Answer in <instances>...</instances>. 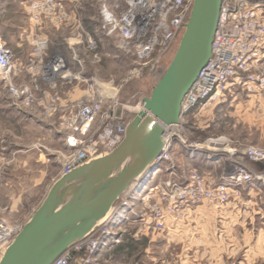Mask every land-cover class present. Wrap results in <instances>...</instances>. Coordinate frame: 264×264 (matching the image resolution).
I'll use <instances>...</instances> for the list:
<instances>
[{
  "label": "built area",
  "instance_id": "obj_1",
  "mask_svg": "<svg viewBox=\"0 0 264 264\" xmlns=\"http://www.w3.org/2000/svg\"><path fill=\"white\" fill-rule=\"evenodd\" d=\"M193 1L102 0L96 27L105 37L116 40L118 54L130 57V79L137 78L146 70L160 71L163 60L175 52ZM79 9V2L69 9L65 0H29L26 14L32 33L29 52L23 59L15 57L0 35V80L8 96L25 112L51 122L63 137L66 154L60 177L111 153L124 139L130 122L128 109L117 94L103 93L79 62L71 66L52 48L46 27L56 33L66 32L62 41L71 51L87 35ZM94 48L95 42L89 40L87 50ZM76 90L81 94L71 98ZM239 93L264 95V0H222L211 57L184 96L178 123L170 125L177 131L172 136L163 134L164 146L153 164V169L162 168V174L135 201V210L128 211L138 216L135 222L144 230L162 233L169 224L186 219L200 204L220 207L235 187L247 182L264 183V173H252L233 162L224 182L214 185L196 170L179 174V165L173 159L174 144L186 152L204 149L182 137L189 115ZM243 156L253 162L264 160V154L253 148L245 150ZM7 166L5 149L1 147L0 173ZM136 187L127 191L121 205L110 215L129 208L128 197ZM24 223H10L0 216V259ZM116 238L117 232L101 221L52 264H94L100 250L118 243Z\"/></svg>",
  "mask_w": 264,
  "mask_h": 264
},
{
  "label": "rangeland",
  "instance_id": "obj_2",
  "mask_svg": "<svg viewBox=\"0 0 264 264\" xmlns=\"http://www.w3.org/2000/svg\"><path fill=\"white\" fill-rule=\"evenodd\" d=\"M1 1L10 3L13 0ZM28 1L25 0L26 3ZM23 12L22 6L11 5L7 19L15 25H23L28 20ZM82 27L87 35H83L82 41L74 51L62 41L63 37H67L66 32L61 36L60 33L47 27L46 32L51 39L52 48L60 52L71 66L76 67L79 62L87 77L117 89L119 102L128 109L131 121L139 112L136 107L144 97L149 96L152 86L167 67L173 54L163 60L160 71L146 70L141 76L130 79L131 59L118 54L116 40L103 36L94 25L83 23ZM25 29L26 34L23 35L21 42L17 40L18 35L15 30L1 32L0 35L8 46L21 44L19 50L28 53L31 35L28 32V25ZM89 40L95 42L92 51L87 50ZM73 92L72 98L81 94L80 90ZM239 94L241 95L234 96L235 100L233 97H228L221 104L212 105L204 111L189 115L186 119L188 125L182 137L204 148L200 151L203 159H200V167L188 166L182 169V172L179 170V174L187 175L191 170H196L217 185L224 182L225 175L231 172L233 162H238L252 173H264V160L253 162L247 156H243L248 148L264 154V95H261L259 101L256 99L258 96ZM27 115V112L8 96L0 80V148L5 149L8 164L12 163L0 173V216L10 223L25 222L26 224L30 220L47 196L54 184L53 181L60 178V165L66 154L59 146V135L48 133L50 127H47L46 123H40L42 127H39L37 121L29 120ZM210 141L223 143L211 146L210 149L208 147ZM39 146L45 148L43 153L38 151L41 150ZM26 149L28 152L16 153L18 150ZM182 151L185 150L176 145L173 159L178 165ZM216 160H219V165L215 163ZM17 161L25 162L26 167L15 165ZM160 174V171H156L150 183ZM259 190L262 193L258 192ZM263 190L264 183L247 182L235 187L227 202L220 207L209 203L200 204L197 208L208 209L216 217L205 222V226L204 224L199 226L196 235L190 232L183 233L181 238L179 234L173 236L163 232H148L140 223L135 222L138 219L137 215L133 216L127 212L124 219L112 223L111 231H116L118 228L122 238L116 246L105 251L106 254L101 253L99 264H177L179 252L185 253L187 264H242V262L264 264ZM250 192H258L259 195L255 197V204L250 208L247 207L249 210L246 212L245 227L243 225L234 227L233 224L236 222L226 212L231 210L234 204L241 202V214L246 208L244 205L247 204L243 201L244 195ZM139 198L131 202L130 211L135 210L133 205ZM194 211L180 224H186ZM239 220L242 222L243 218L239 217ZM244 236L247 237L245 251L230 247L229 244L234 239L240 240L242 244L241 240ZM179 240L185 242L184 249L174 244ZM212 241L217 243L216 246L218 245L213 255L211 249L201 247V244L206 245L207 242Z\"/></svg>",
  "mask_w": 264,
  "mask_h": 264
},
{
  "label": "water",
  "instance_id": "obj_3",
  "mask_svg": "<svg viewBox=\"0 0 264 264\" xmlns=\"http://www.w3.org/2000/svg\"><path fill=\"white\" fill-rule=\"evenodd\" d=\"M221 2L193 1L170 62L142 99L143 110L129 122L122 142L60 177L0 264H52L120 206L129 189L147 179L164 146L163 126L178 123L182 100L211 57Z\"/></svg>",
  "mask_w": 264,
  "mask_h": 264
},
{
  "label": "crops",
  "instance_id": "obj_4",
  "mask_svg": "<svg viewBox=\"0 0 264 264\" xmlns=\"http://www.w3.org/2000/svg\"><path fill=\"white\" fill-rule=\"evenodd\" d=\"M65 1L67 4V7L69 9H71L73 7V3H78V2L80 3L79 14H80V18L84 24H90L92 26L93 25L96 26L97 24H99L98 8H99V4L102 0H65ZM15 4L22 6V9L24 11L23 13L26 15V20L28 19L27 14H26L27 3L25 2V0H22V1L13 0L10 3H7L5 1H1L0 2V34H1V32H4V31H9V30L14 31L15 30L14 32L18 35L16 38H17V40H19L21 42V41H23V35L26 34L25 28L27 25H28V32L30 35L32 32H31V28H30V24H29L28 20L26 22L27 24L25 23L23 25H18V24L15 25V23H13L11 20L7 19L8 10H9L10 6L15 5ZM59 35L63 36L62 33H60ZM1 38L6 43V40H4L3 37H1ZM14 40L17 41L15 38H14ZM20 47H21V44H18V43H15V45H9V48H11L13 50L15 57L19 58V59H23L24 56L27 54V52L20 51L19 50ZM240 95L241 94H237V96H240ZM235 99H236V97H233V100H235ZM256 99L260 101L261 96H258ZM27 114H28L27 115L28 119L32 120V121L36 120L39 127H42V125L40 123H46L47 127H50L48 130V133H51V134L53 133V134L59 135V146H61L62 151L66 153L65 146L63 144V137L60 133H58L56 131L55 126H53V124L51 122H46V121L42 120L37 115L29 114V113H27ZM40 148H41V150H38V151L40 153L41 152L43 153L45 148H43V147H40ZM25 152H28V150L27 149L25 151L18 150L16 153L22 154ZM200 153L201 152H186V151L180 152V155L178 154L179 155L178 160L180 162V165H179L180 171L182 172V169H184L185 167H188V166L200 167L201 166L200 159H203V158H201ZM41 155H43V154H41ZM207 157L208 156H206V159H207ZM215 163L218 164L220 162H219V160H216ZM11 164L12 163H10V165L8 164L7 168H9V166H11ZM15 165H19L23 168L26 167V163L23 161L22 162L17 161V162H15ZM57 180H54L53 182L55 183ZM258 192L262 193L260 190ZM258 192H256V193L250 192V193L244 195L243 201L246 202L247 204L244 205V207H246V208H244L242 210L241 214H240V211H241L240 208L242 206L241 202H239L238 204H234L233 207H231V210L226 212V214L228 216L232 217V219L236 222L235 224H233L234 227H237V225L238 226L243 225V227H245V222L247 221V213L246 212H247V210H249L250 207H252V204H255L254 203L255 199H256L255 197H257L259 195ZM238 205H239V207H238ZM247 207H249V208L247 209ZM257 214H259V213H257ZM214 217H216L215 214H212L210 212V210L205 209L203 207L196 208L195 211L193 212V214L187 219L186 224L185 223L180 224V222L169 224L167 226V229L163 233H165L167 235H173V236L174 235L176 236L179 234L178 236L180 238H181L183 233H189L190 232V234L196 235V233L199 232L198 231L199 226H202V224H204V226H205V222H208V220H212ZM239 217L243 218V220H241L242 222H240ZM116 232H117V238H118V240H120L122 238V234L119 232L118 228H116ZM246 239H247V237L244 236L243 240H241L242 244H240V240L234 239L230 242L229 245H230V247H232L234 249H239L240 251H241V249H243L245 251V249H247V246H246L247 240ZM118 243L111 244V246L109 248L100 250L98 252L99 254L96 255V259H95L94 264H99L100 256H102L101 253L104 252V254H106L107 251H109L112 247L116 246ZM174 244L178 245L179 248L184 249L185 242H183L182 240H179ZM216 244H217L216 242L212 241L210 243L207 242L206 245L201 244V247H203L205 249H211V255H213L214 250H216V248L218 246V245L216 246ZM177 258H178L177 264H187V258H186V255L184 252H179ZM242 264H244V262H242Z\"/></svg>",
  "mask_w": 264,
  "mask_h": 264
},
{
  "label": "bare ground",
  "instance_id": "obj_5",
  "mask_svg": "<svg viewBox=\"0 0 264 264\" xmlns=\"http://www.w3.org/2000/svg\"><path fill=\"white\" fill-rule=\"evenodd\" d=\"M96 84L99 86V87H101L102 88V92L103 93H107V95L108 96H114L115 94H117V89L116 88H114V87H111V86H108V85H103V84H101V83H98L97 81H96ZM136 109H137V111H141V110H143V107H142V105H139V106H137L136 107ZM163 130H164V132H166V135H165V137H167V136H172L176 131H177V129L175 128V127H171V126H163ZM163 141H164V135H163ZM222 143L223 142H221V141H210L209 142V144H208V147L210 148L211 146H216V145H222ZM174 147H176V145L174 144ZM211 149V148H210ZM172 153H174L173 151H172ZM156 171H160L161 172V174H162V168L161 167H156V166H154V170H153V172L152 173H150L149 175H148V177H146L147 179H145L144 181H143V183H141L139 186H137L136 188H134L133 190H132V192L130 193V195H129V197H128V203H129V205L131 204V202L132 201H134L136 198H139L140 197V195L141 194H143L148 188H149V186L150 185H152L154 182H155V180L158 178V176H156V178H155V180L152 182V183H150V181H151V179H152V177L155 175V172ZM148 180V181H147ZM147 181V182H146ZM146 182V183H145ZM56 203V200H54V202L52 203V207H51V210L53 211V212H55V206L56 205H54ZM128 205V206H129ZM128 210L130 211V206H129V208H127V209H123V210H121V211H118L117 213H115L114 215L112 214V215H110V216H107L106 218H104V220L102 221V224H106L107 226H108V228H111V225H112V223L113 222H115V221H119V220H122V219H124L125 218V216H126V214H127V212H128ZM111 230V229H110Z\"/></svg>",
  "mask_w": 264,
  "mask_h": 264
}]
</instances>
